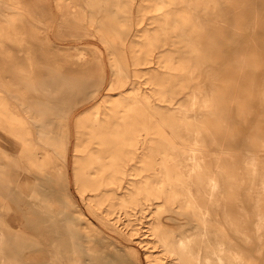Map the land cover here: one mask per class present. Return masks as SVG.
Instances as JSON below:
<instances>
[{"label":"bare ground","instance_id":"6f19581e","mask_svg":"<svg viewBox=\"0 0 264 264\" xmlns=\"http://www.w3.org/2000/svg\"><path fill=\"white\" fill-rule=\"evenodd\" d=\"M55 2L65 9L60 22L71 15L100 33L111 76L101 95L103 77L92 76L89 58L61 64L48 42L36 41L27 15L37 18L23 1L0 0V264H15L8 242L35 235L54 218L70 231L72 252L66 259L57 252L50 264L128 263L110 244H90L82 213L57 190L56 181L66 183L70 118L83 104L90 107L74 118L73 184L103 228L125 232L131 253L142 250L144 240L119 222L137 200L161 199L149 229L171 256L169 264H264V110L244 138L242 159L233 132L234 120L253 114L264 0H153L156 25L131 49L134 70L149 64L148 70L157 58L168 72L163 78L148 72L151 93L128 79L125 60L107 40L109 32L123 36L122 45L137 37L125 0ZM186 88L185 101H174ZM259 96L264 109V80ZM145 139L138 169H125ZM129 175L141 178L134 183ZM39 259L34 264H47Z\"/></svg>","mask_w":264,"mask_h":264},{"label":"rangeland","instance_id":"374dc122","mask_svg":"<svg viewBox=\"0 0 264 264\" xmlns=\"http://www.w3.org/2000/svg\"><path fill=\"white\" fill-rule=\"evenodd\" d=\"M22 1L24 5L30 10L32 16L37 18L36 20H34L31 16L27 15V19L34 25L36 29V41L48 42V44L52 47V49L49 50V53H52L53 56L61 62V64L66 63L67 60L72 58H89V67L92 70V76L98 79L99 74H102L103 79L101 85L98 88V93L103 95L111 76V60L105 45L101 41L100 33L95 29L93 24L88 23V21L86 20L80 22L77 17H71V15L67 22H60L61 14L63 11H65V9H61V7L56 4L55 0ZM125 1L126 4L124 5V8L128 10L127 14L129 15L131 21L132 32H136L135 30H138L137 37L131 35L132 39L129 38L125 40V44L122 45L121 41H124L123 36L121 38L118 36L116 37L114 36V34L109 32L107 40L110 41V44L112 43L115 47L118 48L117 55L121 57L120 59L122 61L125 60L130 76V78L128 79H134L140 90L151 93V85L149 84V81L146 80L148 72L150 74H156L157 78H163L167 76L168 72H165V69L158 64L157 58L152 59V61L150 62L151 68H148V70L146 67H148L147 65L149 64H140L137 66V69L135 68L134 70L135 65L133 63V60L136 56V52L131 49L134 47L136 48V46H140L142 34L145 30H147L146 27H155L154 25H156L155 22H152L153 17H155V11L152 10L150 3L153 0ZM138 9L141 11L138 12ZM257 41L259 43L261 42V39H258ZM59 46H76L80 49L77 51L69 48L59 50V48H61ZM166 51L170 53L169 48ZM260 53L261 65L259 68L255 69L252 76L253 82L255 84L253 86L252 94L253 114H249L246 122L243 121L240 123L237 122L236 119L233 123V132L236 133V136H240V140L238 144H236L234 150L240 155L241 159L246 153L244 138L248 135V133L254 126L255 122L257 121L256 119L258 118L261 111L264 110L258 106V98L260 97L259 93L263 86L264 80V49H262ZM97 60L99 61V63L97 62ZM229 62L228 60L224 61L223 66L227 65ZM204 71L205 69L201 70V76ZM83 86L84 90L90 88L87 82H85ZM187 93V88L182 90L181 93L175 95L174 101H176L177 99V102H184ZM150 98L154 101V97L152 95ZM177 102L171 103L169 107H175L177 105ZM88 107L90 106H84V104L79 105L70 118L71 137L64 163L66 183L64 185L62 182L56 181L59 194L63 195L65 192H67V194H69L77 208L82 213V217L85 219L86 230L90 234L89 239L92 246L101 248L102 245H105L106 243L110 244L109 247L118 250V253L120 255L119 258H124L126 261H128V263L125 264L171 263L173 261L171 256L164 252L162 246H160L156 237L149 229L150 224L153 223V216H155L153 210L156 208V205L159 206L160 211L163 208V202L161 199H150L145 201L140 197L141 199L137 200V205H135L134 209L130 207L128 208L129 214L126 220L121 219L122 221L119 222L120 226L128 224L126 228H128L129 231L138 232L134 235V238L144 240L143 243L145 246L143 247V249L131 253L130 247L123 244L125 243V241L122 239L123 237L121 236V234L125 235V232L115 230V227H113V229H110L109 227L103 228L98 218L90 215L88 207H86L85 202L81 199L80 195L76 191L73 184V164L75 159L73 156L74 118L86 108L88 109ZM234 110L235 106L233 105V113ZM148 143V140L145 139L143 144L139 148L134 150L133 159L126 162L125 169H138L141 156L147 153ZM259 153L264 154V150L261 149ZM143 174L145 173L142 172L141 175ZM141 175H129L127 176V180L137 183L141 178ZM129 188H132V185H129ZM140 207H144V210H139ZM246 207L247 209H250V205H247ZM54 221L55 222L53 223L47 222L43 226H41V224L40 226L43 229L40 232H36L35 235L30 234L23 240L22 237H17L15 241L8 242V250L9 253L12 254L13 257H15V264H21V261L34 264L38 261V258H40L39 261H44L47 262V264H50L52 258L54 257V254L56 255L57 252L65 256V259L70 255V253L72 252L71 233L64 222L60 220L57 221L56 218H54ZM174 225L175 227L172 228L175 229L176 233L178 232V229L181 228V226H179L178 223ZM22 243H28V245H23L25 247L20 248V244L22 245ZM103 249L105 250V248ZM82 256L85 257L86 255H84L83 253ZM261 260L262 257L259 258V263L261 262ZM114 263L119 264L118 262L116 263V261Z\"/></svg>","mask_w":264,"mask_h":264}]
</instances>
